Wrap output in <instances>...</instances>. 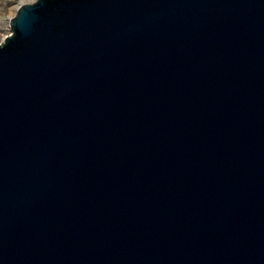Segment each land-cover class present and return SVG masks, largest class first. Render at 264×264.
<instances>
[{"label": "water", "instance_id": "water-1", "mask_svg": "<svg viewBox=\"0 0 264 264\" xmlns=\"http://www.w3.org/2000/svg\"><path fill=\"white\" fill-rule=\"evenodd\" d=\"M0 41V264H264V0H30Z\"/></svg>", "mask_w": 264, "mask_h": 264}, {"label": "rangeland", "instance_id": "rangeland-1", "mask_svg": "<svg viewBox=\"0 0 264 264\" xmlns=\"http://www.w3.org/2000/svg\"><path fill=\"white\" fill-rule=\"evenodd\" d=\"M23 1L30 0H0V41L10 32L9 20Z\"/></svg>", "mask_w": 264, "mask_h": 264}]
</instances>
